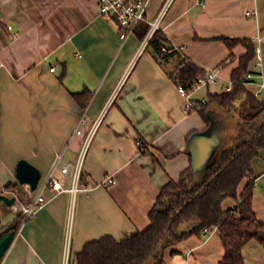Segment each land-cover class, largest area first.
Masks as SVG:
<instances>
[{"label":"crops","instance_id":"1","mask_svg":"<svg viewBox=\"0 0 264 264\" xmlns=\"http://www.w3.org/2000/svg\"><path fill=\"white\" fill-rule=\"evenodd\" d=\"M166 1L149 0L147 20L123 40L121 25L101 13L98 0H0V192L13 190L7 188L12 183L29 197L27 185L17 177L21 159L37 166L41 179L59 154L60 165L75 163L101 117L83 165L90 189L76 194L48 189L47 204L22 220L0 264H63L67 247L72 262L90 240L104 235L122 239L147 228L150 211L169 180L185 173L191 184L198 182L206 167H194L189 142L209 127L202 105L184 111L186 99L175 78L186 65L184 57L205 71L221 68L218 80L194 95L196 101L208 100L211 93L227 91L247 51L242 40H251L260 48L261 60L257 64L256 56L250 62L248 72L254 78L244 85L264 99L259 88L264 79V0H172L159 30L166 45L183 49L164 57L151 43L141 48ZM207 114L211 124L221 122L226 128L219 133L215 123L218 139L212 136L220 152L232 144L238 119L216 104ZM82 115L87 123L77 134ZM139 139L149 149L142 151ZM253 173L258 176L253 207L264 221V185L257 187L264 177V155L254 161ZM57 175L70 186L69 176L59 170ZM108 176L115 182L105 186ZM249 179L241 183L239 195ZM236 204L227 198L223 206ZM0 208V228L20 215L3 202ZM243 253L246 264H264V246L258 240L249 241ZM224 254L215 228L204 239L192 235L167 247L164 260L219 264Z\"/></svg>","mask_w":264,"mask_h":264},{"label":"trees","instance_id":"2","mask_svg":"<svg viewBox=\"0 0 264 264\" xmlns=\"http://www.w3.org/2000/svg\"><path fill=\"white\" fill-rule=\"evenodd\" d=\"M148 29L146 26L144 33ZM165 40L161 30H157L150 41L159 56L174 53L163 54ZM242 41L247 51L233 73L232 90L211 93L201 109L208 127L211 120L207 109L213 104L237 117L233 143L211 160L196 184L192 185L185 173L179 180L166 182L150 211L151 222L147 228L134 230L122 239L104 235L90 240L74 255L71 264H147L151 260L165 264L167 247L192 235L204 239L215 228L220 231L225 249L219 264H246L243 249L253 239L264 246V221L253 207L258 177L253 175V164L264 155V99L244 85L249 64L256 57V47L251 40ZM229 44L232 43L229 41ZM205 73L195 64L187 63L175 78L179 84L187 85ZM247 177L250 179L239 195V187ZM16 187V184H7L8 189ZM227 198L235 199L237 204L224 208ZM22 220L19 215L10 226L18 229ZM5 228H0V232Z\"/></svg>","mask_w":264,"mask_h":264},{"label":"built area","instance_id":"3","mask_svg":"<svg viewBox=\"0 0 264 264\" xmlns=\"http://www.w3.org/2000/svg\"><path fill=\"white\" fill-rule=\"evenodd\" d=\"M172 0H167L161 13L159 16L150 23V29L145 37L143 46L141 50L147 46L151 39L153 38L154 34L157 30L160 29V22L161 19L167 10L168 6L170 5ZM100 11L103 14H108L113 16L118 23L122 27L121 32V39L125 40L132 32L135 31L136 27L147 20V11L149 6V0H98ZM12 28V26H9ZM182 47L175 45V46H168L164 45L162 47L163 54L167 55L172 52H181ZM260 48H256V56H257V64H260L261 56ZM184 64L189 63V59L184 57L183 59ZM220 67L215 69L207 70L204 75L199 76L194 81L188 83L187 85L179 84L178 90L179 92L185 97V104H184V111L185 113L191 112L197 106H201L207 100L203 98L201 100L196 101L194 95L196 92L200 91L201 89L207 87L210 84L215 83L218 80ZM52 71L55 70V67L51 68ZM254 78V74L252 71H249L246 74V82H251ZM234 83L231 82L230 85L227 87V90H232ZM260 90L264 89V79L260 83ZM101 122V117L96 120L90 131L85 137L84 143L82 145L79 157L75 163H68L64 165H60L61 154L57 156V160L55 161L50 173L45 176L43 179L40 180L37 188L35 190H31L30 186L27 185L28 192H29V199L27 202H23L20 199V196L16 193L15 190H4L3 193H10V196H15L16 200L11 205L14 212H17L23 217V220H28L33 217L41 208H43L48 200L49 196L47 194V190L51 189L52 191L58 193L63 191H70L72 194H76L80 190H89L90 187L85 185L84 180L86 179L85 173L83 171V165L88 153L91 141L94 135L97 132L99 124ZM87 123V117L82 115L79 119L78 125L76 127L75 132L77 134H82L83 129L82 126ZM137 144L141 148L142 151H146L149 149V146L145 144L142 139L137 141ZM61 172L65 176L70 177V186H66L65 181L62 180L57 175V171ZM115 182L114 176H108L103 185H110ZM63 264H71V256L69 252V247H67L65 251L64 261Z\"/></svg>","mask_w":264,"mask_h":264},{"label":"water","instance_id":"4","mask_svg":"<svg viewBox=\"0 0 264 264\" xmlns=\"http://www.w3.org/2000/svg\"><path fill=\"white\" fill-rule=\"evenodd\" d=\"M190 149L195 168H205L214 157L217 150V140L210 134H196L190 139ZM17 177L20 182L29 185L31 190H35L42 177L41 170L27 159H21L17 165ZM15 196H9L0 192V202L11 206L15 202ZM2 222V212L0 208V225ZM17 229L8 226L0 232V263L11 246Z\"/></svg>","mask_w":264,"mask_h":264},{"label":"rangeland","instance_id":"5","mask_svg":"<svg viewBox=\"0 0 264 264\" xmlns=\"http://www.w3.org/2000/svg\"><path fill=\"white\" fill-rule=\"evenodd\" d=\"M216 122H214V124H211L210 126H209V128H207L206 130H205V132L204 133H206V134H210V135H215L216 136V133H215V130H216V124L218 123V125L219 126H217V129L219 130V133H220V131H221V133H222V129H226V128H222V126H221V122H217L216 124H215ZM227 124V123H226ZM223 133H227V131H224ZM216 138L218 139V136H216ZM234 141V140H233ZM233 141H232V143H233ZM218 142H219V140H218ZM221 147V146H220ZM216 152H219V143H218V145H217V150H216ZM195 173V169H194V171H193V174ZM197 182H193L192 183V185H194V184H196ZM263 185H264V177H263V179L261 180H259L258 182H257V187H258V190H261V188H263ZM16 190V193L20 196V199L23 201V202H27L28 201V199H29V197H28V195H27V193H26V191L24 190V189H15ZM9 213V215H12V216H15V214L9 209V211H8Z\"/></svg>","mask_w":264,"mask_h":264}]
</instances>
